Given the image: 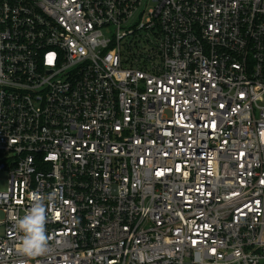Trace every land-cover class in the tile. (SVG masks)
I'll list each match as a JSON object with an SVG mask.
<instances>
[{"label":"built area","instance_id":"built-area-1","mask_svg":"<svg viewBox=\"0 0 264 264\" xmlns=\"http://www.w3.org/2000/svg\"><path fill=\"white\" fill-rule=\"evenodd\" d=\"M0 230V264H264V0H0Z\"/></svg>","mask_w":264,"mask_h":264},{"label":"clouds","instance_id":"clouds-1","mask_svg":"<svg viewBox=\"0 0 264 264\" xmlns=\"http://www.w3.org/2000/svg\"><path fill=\"white\" fill-rule=\"evenodd\" d=\"M54 194H49L51 200ZM43 197L34 195L31 208L16 219L18 230L23 233L20 241V250L27 256L35 258L45 253L48 239L46 236V205Z\"/></svg>","mask_w":264,"mask_h":264},{"label":"rangeland","instance_id":"rangeland-1","mask_svg":"<svg viewBox=\"0 0 264 264\" xmlns=\"http://www.w3.org/2000/svg\"><path fill=\"white\" fill-rule=\"evenodd\" d=\"M2 234V230H0V235Z\"/></svg>","mask_w":264,"mask_h":264}]
</instances>
